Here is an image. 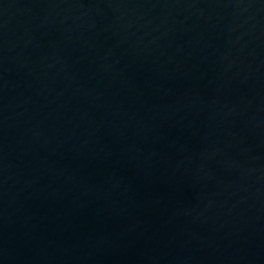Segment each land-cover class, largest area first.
<instances>
[{
  "label": "water",
  "instance_id": "95a60500",
  "mask_svg": "<svg viewBox=\"0 0 264 264\" xmlns=\"http://www.w3.org/2000/svg\"><path fill=\"white\" fill-rule=\"evenodd\" d=\"M0 264H264V0H0Z\"/></svg>",
  "mask_w": 264,
  "mask_h": 264
}]
</instances>
